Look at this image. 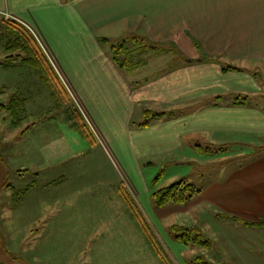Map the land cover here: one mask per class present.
<instances>
[{
	"label": "crops",
	"instance_id": "0c3cea01",
	"mask_svg": "<svg viewBox=\"0 0 264 264\" xmlns=\"http://www.w3.org/2000/svg\"><path fill=\"white\" fill-rule=\"evenodd\" d=\"M5 14L32 35L92 136L103 141L121 165L135 164L134 157L160 156L184 145L210 156L212 152L202 149L212 151L219 144L224 149L222 162L233 161L224 182L211 181L207 192L223 188L217 197L225 203L221 213L264 224V0H0V19L7 20ZM2 28L0 22V38ZM119 29L124 31L128 46L133 44L129 35L136 33L155 44L170 42L183 59L170 68L153 71L149 78L131 82L124 74L127 67L119 68L99 42L98 33ZM4 47L0 39V70L6 71L20 60L12 52L15 55L3 65L6 54L12 55ZM204 58L211 61H202ZM143 65L128 69L140 75ZM223 65L237 69L223 71ZM15 77L11 81L15 82ZM19 88L15 86V91L23 92ZM5 92L0 88V94ZM244 96L245 104L233 103L235 97ZM137 105L166 114L150 119L146 127L131 128ZM30 127L26 129L30 131ZM28 144L29 138L24 147L20 141L13 149L1 151L7 186L0 187V218L10 209L13 228H26L34 216L24 212L28 193L41 188L40 198L34 200L44 207L49 198L43 191L59 178L50 166L33 164ZM181 161L177 159V163ZM130 169L138 171L136 166ZM139 172L135 184L146 188ZM29 173L42 180L24 188L21 180ZM4 189L10 192L3 193ZM228 193L233 197H226ZM236 224L244 228L237 232H252L251 242L264 236V226ZM39 229H44V220L28 231L34 236L39 235ZM242 249L258 257L264 253V243L242 245ZM1 257L14 259L8 254Z\"/></svg>",
	"mask_w": 264,
	"mask_h": 264
},
{
	"label": "rangeland",
	"instance_id": "374dc122",
	"mask_svg": "<svg viewBox=\"0 0 264 264\" xmlns=\"http://www.w3.org/2000/svg\"><path fill=\"white\" fill-rule=\"evenodd\" d=\"M123 32L119 29L105 35L98 33L99 42L110 56L112 43L127 38ZM129 47L135 46L130 44ZM144 49H136L134 52H138L131 55L133 61L143 59L140 75L128 67L124 69V74L131 82L135 78H149L153 71L166 66L170 68L183 59L182 53L177 55L175 46L170 42H160L153 55H147ZM2 63L8 64L5 58ZM0 73V88L6 91L0 94V104L8 102L9 96L17 90L15 86L20 87L26 97L18 127L8 126L2 118L5 113L0 111L2 149H13L20 141L21 147H24L29 138L27 147L33 164L50 166L59 176L55 184L43 191L49 198L44 207L34 200L40 198L41 188L31 190L26 196L24 212L34 215L28 220L26 228L23 225L11 227L12 211L9 209L4 212L3 218H0V262L264 264V258L257 261L264 253L255 257V253H250L248 249L244 253L242 249V245L255 242L262 245L264 236L251 242L250 230L237 232L239 227L244 229L238 227L237 219L233 218L239 217L221 213L224 212L225 203L217 197L223 193V188L215 187L212 193L210 190L207 192L206 186L211 181L219 179L224 182L225 171L232 164L230 161H233L228 159L222 162L225 155L219 144L215 145L210 156L199 154L192 147L184 145L177 151L160 156L134 157L135 164L125 162L124 167L103 141L89 134L91 129L78 115L73 100H69L64 93V100H56L50 94L51 91L39 84L32 68L19 62L6 71L0 70ZM15 75L17 77L13 82L11 80ZM145 109L156 110L148 105H137L130 121L131 128L146 119ZM32 124H35L34 128ZM29 125L32 128L30 131L26 129ZM21 131L26 132L22 135ZM253 143L257 146L261 144ZM229 150L232 152V147ZM178 158L182 159L180 163H177ZM8 162L11 163L10 158ZM132 166H136L138 171L131 170ZM139 171L146 188H138L135 184L136 178L141 176ZM7 178L16 182L12 176ZM41 180L33 179L30 174L21 180V184L25 188L32 181L40 183ZM179 180L192 184L199 192L184 205L169 203L160 208L155 207L151 194ZM6 191L10 192L4 189L3 193ZM226 197L233 196L228 193ZM209 198L215 203L210 202ZM218 212L227 217H219ZM37 215H40L39 218L33 219ZM42 220L44 229H39V235L31 236L28 229ZM188 227L193 230H188ZM197 237L208 240L209 244L194 243ZM2 248L5 252H2ZM157 249L163 251L162 256ZM2 254L14 256V259L9 261L1 257ZM251 255L254 258H250Z\"/></svg>",
	"mask_w": 264,
	"mask_h": 264
},
{
	"label": "trees",
	"instance_id": "16d2710c",
	"mask_svg": "<svg viewBox=\"0 0 264 264\" xmlns=\"http://www.w3.org/2000/svg\"><path fill=\"white\" fill-rule=\"evenodd\" d=\"M1 24L3 25L1 40L2 43L5 42L4 50L7 53L16 52L15 57H19L20 62L23 65L30 66L37 70L40 76L41 82L47 87V89L52 93L53 97L56 100H64L65 88L63 87L62 83L57 80L55 73L51 65L48 61L42 56L39 49L37 48V44L30 33L27 30L23 29L22 25L17 23L15 20H3L0 19ZM106 41L105 38H103ZM125 40V41H124ZM123 41H119L116 44L111 45V58L117 64L119 68H132V67H139L142 65L143 59H139L137 61H133L131 57L132 52L136 49H140L145 47L144 49L147 53H155L159 44H155L150 42L147 38L141 36H132L130 40L135 47H129L126 42L127 39ZM103 41V40H102ZM140 47V48H138ZM121 57L119 58V55ZM15 54L6 55L7 62L8 59L13 57ZM202 61H211V59L204 58ZM8 65V64H6ZM223 71L235 70L237 68L233 67L232 65H223L221 66ZM66 97H68L66 95ZM69 98V97H68ZM220 98V97H218ZM70 100V99H69ZM246 96L242 97H235L234 104H245ZM60 103V102H58ZM26 105V97L24 96V92L15 91L13 94L9 96L8 102L6 101L4 104H0V110L5 113L3 120L7 122L8 126L11 127H18V124L21 122L22 112H24ZM145 116L146 119L139 123V127H146L149 124V120L156 117L165 115L166 112H154L150 109H145ZM169 114V113H167ZM86 125V124H85ZM87 126V125H86ZM24 131H21V133ZM87 132V131H86ZM88 133V132H87ZM91 134V133H89ZM3 142L0 140V187H6L7 182L5 180V166L2 161V151ZM201 150V149H200ZM220 150H224L223 148ZM205 153H213L214 151H210L209 148L202 149ZM199 192V190L195 189L192 184L186 182L185 180H179L174 182L166 187L159 188L155 190L151 194L152 202L155 207H163L169 203L173 204H180L184 205L188 203L193 195ZM219 217H227L226 214H219ZM237 221L241 222L245 226H264L263 223H254L250 222L249 220L235 218ZM143 227V226H142ZM144 228V227H143ZM188 230L192 231V227H188ZM198 236V235H197ZM194 243L201 244V245H208V240H200L198 237L193 240ZM161 247V246H160ZM158 252L163 254V251L157 249ZM162 256V255H161Z\"/></svg>",
	"mask_w": 264,
	"mask_h": 264
},
{
	"label": "built area",
	"instance_id": "2783aa9c",
	"mask_svg": "<svg viewBox=\"0 0 264 264\" xmlns=\"http://www.w3.org/2000/svg\"><path fill=\"white\" fill-rule=\"evenodd\" d=\"M4 16H5L6 19H10L8 14H5Z\"/></svg>",
	"mask_w": 264,
	"mask_h": 264
}]
</instances>
